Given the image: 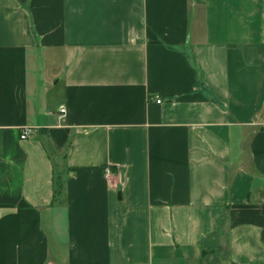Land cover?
I'll return each mask as SVG.
<instances>
[{
  "label": "crops",
  "instance_id": "obj_1",
  "mask_svg": "<svg viewBox=\"0 0 264 264\" xmlns=\"http://www.w3.org/2000/svg\"><path fill=\"white\" fill-rule=\"evenodd\" d=\"M0 264H264V0H0Z\"/></svg>",
  "mask_w": 264,
  "mask_h": 264
},
{
  "label": "built area",
  "instance_id": "obj_2",
  "mask_svg": "<svg viewBox=\"0 0 264 264\" xmlns=\"http://www.w3.org/2000/svg\"><path fill=\"white\" fill-rule=\"evenodd\" d=\"M157 102H161V100H157ZM62 111H64V109H62ZM32 129L31 128H25L23 131H22V135H21V138L22 139H27L29 138L31 135H32Z\"/></svg>",
  "mask_w": 264,
  "mask_h": 264
}]
</instances>
